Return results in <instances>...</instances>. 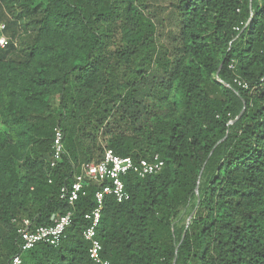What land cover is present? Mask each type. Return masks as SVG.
<instances>
[{"label":"trees","instance_id":"trees-1","mask_svg":"<svg viewBox=\"0 0 264 264\" xmlns=\"http://www.w3.org/2000/svg\"><path fill=\"white\" fill-rule=\"evenodd\" d=\"M0 21V264H94L99 185L73 207L61 189L104 149L164 163L104 199L108 264H264V0H0ZM69 211L58 245L21 252L24 220Z\"/></svg>","mask_w":264,"mask_h":264},{"label":"built area","instance_id":"built-area-1","mask_svg":"<svg viewBox=\"0 0 264 264\" xmlns=\"http://www.w3.org/2000/svg\"><path fill=\"white\" fill-rule=\"evenodd\" d=\"M5 29V23L0 21L1 49L5 48L9 43V39L5 35ZM238 84L240 85L241 83L238 82ZM63 153V134L59 128H56L52 143V167L61 160ZM163 165V161L157 155L150 160L141 159L134 162L129 157H120L111 150L104 149L102 159L99 162L83 164L79 173L73 176L71 184L61 189V198L70 207H73L80 196H84L85 185L88 183L99 185V189L94 193L95 207L83 217L87 222V226L82 231V237L89 244L87 254L92 263L108 264V261L102 258V247L96 237V229L100 222L104 199L112 196L118 203L127 200L129 195L125 191L121 179L124 175L133 173L143 179L159 172ZM71 219L72 213L69 211L55 219L51 226L40 227L35 230H29L30 224L27 220H24L22 226L17 230L21 241V252H26L40 243L51 246L58 245L64 231L71 224ZM11 264H20V257H15Z\"/></svg>","mask_w":264,"mask_h":264},{"label":"rangeland","instance_id":"rangeland-1","mask_svg":"<svg viewBox=\"0 0 264 264\" xmlns=\"http://www.w3.org/2000/svg\"><path fill=\"white\" fill-rule=\"evenodd\" d=\"M188 220L189 218H188V208H187L180 213L178 219L175 221L177 228L179 229L183 226H186Z\"/></svg>","mask_w":264,"mask_h":264}]
</instances>
